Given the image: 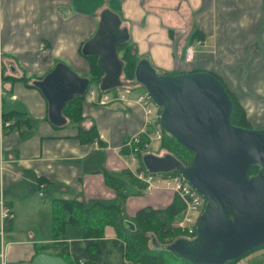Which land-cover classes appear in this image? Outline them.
Here are the masks:
<instances>
[{
	"label": "crops",
	"instance_id": "obj_1",
	"mask_svg": "<svg viewBox=\"0 0 264 264\" xmlns=\"http://www.w3.org/2000/svg\"><path fill=\"white\" fill-rule=\"evenodd\" d=\"M106 7L120 15L140 56L148 55L163 72H213L242 104L248 122L264 124V0H0L3 111L26 117L7 129L0 142V264H30L37 244L55 240L45 239L52 230L43 232L50 229L53 198L117 201L103 168L116 173L134 169L127 160L132 153L121 148L143 125L140 104L122 100L101 104L88 98L79 124L67 120L56 125L48 119V102L40 89L21 78L32 83L59 60L77 73L88 72L79 47L96 31ZM198 39L203 45L186 60V46ZM140 90L134 88L129 96ZM91 124L103 134L98 145L76 136L77 126ZM133 186H128L133 189L130 194H136ZM157 190L172 192L151 191ZM41 197L46 199L40 202ZM170 201L147 205L160 208ZM4 207L7 216L2 215ZM121 207L126 213L125 204ZM21 210L28 217L37 211L39 221L45 212L44 227L31 217L25 225ZM135 210L129 207L126 214L133 216ZM253 259L259 263L249 264H264V252Z\"/></svg>",
	"mask_w": 264,
	"mask_h": 264
},
{
	"label": "water",
	"instance_id": "obj_2",
	"mask_svg": "<svg viewBox=\"0 0 264 264\" xmlns=\"http://www.w3.org/2000/svg\"><path fill=\"white\" fill-rule=\"evenodd\" d=\"M128 39L120 15L103 8L96 31L81 46L83 54H97L101 90L122 84L124 61L118 46ZM133 82L161 109L162 129L193 153L185 164L169 152H144L145 169L176 170L206 199L193 237L176 236L157 246L194 264H226L264 246V124H234L233 100L222 80L208 70L167 73L143 55L135 64ZM34 83L48 102V119L62 125L65 103L86 92L90 77L59 60ZM253 165L258 168L251 173ZM124 223L134 228L130 220ZM30 264L69 263L60 254L41 250Z\"/></svg>",
	"mask_w": 264,
	"mask_h": 264
},
{
	"label": "trees",
	"instance_id": "obj_3",
	"mask_svg": "<svg viewBox=\"0 0 264 264\" xmlns=\"http://www.w3.org/2000/svg\"><path fill=\"white\" fill-rule=\"evenodd\" d=\"M81 46L82 44L79 51L87 59L89 66L88 72L83 75L90 77V85L95 84L98 86L103 71L97 63V54L85 55L81 51ZM119 51H122L120 57L124 61L122 84H132L133 86L135 85L133 70L141 56L137 53L133 44L130 43V40L121 43L118 46V53ZM21 78L25 79L27 85L36 86L34 83L36 79L29 83L27 78ZM88 91L89 87L84 94H76L65 103L62 113L66 117V122L68 120V123L79 124L84 118L82 104L83 101L90 98ZM228 92L234 103L231 121L234 124L251 126L242 104L229 90ZM2 115L4 119L13 118L14 125L26 120L22 112L3 111ZM98 135L95 124H91L87 128L77 126L76 136L82 142H91L97 139ZM148 139L145 134H142L139 145L142 146ZM159 147L167 149L166 152L172 153L185 164L189 163L192 158V151L164 130L162 131ZM121 149L130 152L127 146H122ZM136 155L139 157L140 167L144 168L141 161L142 152H136ZM257 168V165L251 166L250 172H255ZM125 170L130 176L132 186L136 182L139 184L138 187H146V183L137 179L129 169ZM171 172L175 173L176 171ZM103 175L106 184L122 196L125 197L132 193L120 179L119 176L121 175L104 168ZM134 192L138 194L142 190L136 189ZM183 206V201L176 194L164 207L142 206L136 210L133 216H130L131 221L134 223V228H131L130 225L124 223L127 217L124 215L120 203L115 200L95 199L85 201L77 198L55 197L51 200V229L55 240L37 244L36 252L49 250L52 253L62 255L69 264H80V260H83V264H194L175 257L166 248L157 246V244L171 241L176 236L186 235L185 231L171 224L173 218L181 211ZM67 225L79 227L80 232L71 239L65 238L64 233ZM239 259L229 261L226 264H239Z\"/></svg>",
	"mask_w": 264,
	"mask_h": 264
},
{
	"label": "built area",
	"instance_id": "obj_4",
	"mask_svg": "<svg viewBox=\"0 0 264 264\" xmlns=\"http://www.w3.org/2000/svg\"><path fill=\"white\" fill-rule=\"evenodd\" d=\"M201 45H203L201 39H198L197 43H189L185 48V59L189 60L190 58H192L193 52L196 50V47ZM136 86V84L133 85V87L121 84L114 87L113 89L101 90L98 86L95 85L91 86L88 91L90 98H93V100L101 104L113 100H122L127 102L133 101L141 105L144 112L143 125L139 131L132 133L124 142V145L126 146H131V143L135 142V145L132 146V149L135 151L138 150V145L136 144L140 141L142 134H145L149 138L150 141L148 143H145V145H148L153 139H157L160 141L163 131L159 121V107L154 104L147 92L145 90H140L135 94V96H129L133 91V88ZM5 95V86L3 85V81L0 76V142L2 140L3 134L10 126L13 125L14 122L13 118H3V100ZM100 137H103L102 133L98 135V138ZM94 141L97 144L98 139H95ZM133 161L137 163L136 168L132 169L134 170V176L137 179L145 182L146 188L148 190H152L154 188L169 189L183 201L184 206L181 210V215L177 216L172 221V224L178 229L185 231L186 236H194L196 233L197 217L202 212L206 202L204 196L199 193L190 184V182L178 172L153 173L147 171L144 168H141L136 158H133ZM38 193L41 195L42 191L39 190ZM8 213V208L4 207L2 210V215L7 216ZM80 264H83V260H80Z\"/></svg>",
	"mask_w": 264,
	"mask_h": 264
},
{
	"label": "rangeland",
	"instance_id": "obj_5",
	"mask_svg": "<svg viewBox=\"0 0 264 264\" xmlns=\"http://www.w3.org/2000/svg\"><path fill=\"white\" fill-rule=\"evenodd\" d=\"M121 54H122V51H119V55L121 56ZM79 73V72H78ZM79 74H81V73H79ZM82 75V74H81ZM124 75V74H123ZM121 77H122V75H121ZM126 83V82H125ZM92 85H95V84H92ZM91 86V85H90ZM127 86H129V87H133L132 86V84L130 85H127ZM136 87H138V86H136ZM141 89L143 88L142 86L140 87ZM231 89V88H230ZM246 89H248V88H246ZM133 90H134V88H133ZM251 126H255L256 127V125H254V124H250ZM98 140H99V138H97ZM141 139V138H140ZM150 140L148 139V140H146L145 142H144V144L142 145V146H140L139 145V142L137 143V145H138V150L137 151H135V150H133L132 149V146H134L135 145V142L134 143H131V146H127L129 149H130V152L133 154V156H135L136 158H137V162L139 163V157H138V155H136V152H146V151H152V152H154V153H157V154H164L166 151H167V149H165V148H162V147H159V143H160V141L159 140H157V139H153V140H151V142L148 144V145H145V143H148ZM98 145V144H97ZM96 145V146H97ZM132 154H130V155H128L127 157V160L130 162V164H131V166H132V168H136V164H134L133 163V156H132ZM131 158V159H130ZM131 160H132V162H131ZM132 172H134V170H131ZM118 175H121V176H119L120 177V179L125 183V185H127V187L128 186H131L132 187V181L130 180V177H128L127 178V173H126V170L124 171V172H118L117 173ZM129 176V175H128ZM134 185L135 186H133V187H135V189H140V190H142V192L141 193H138V194H128L127 196H122L121 194H119L117 191L115 192L114 191V194L116 195V196H118L116 199H117V202H119L122 206L125 204V207H124V211L126 212V213H128V208L129 207H135V209L137 210V208H140V207H142V206H147V204H150V205H153V206H159V205H163V204H165L167 201H170L172 198H173V195H174V193L173 192H170V191H165V190H157V191H149L146 187L145 188H140V187H138L139 186V184L138 183H136V182H134ZM109 186V185H108ZM111 187V186H110ZM132 189V188H131ZM133 190V189H132ZM132 190H131V192H132ZM169 190V189H168ZM35 195V198H37V195L36 194H34ZM46 198L44 197V198H39V201L40 202H43L44 200H45ZM23 210V209H22ZM22 210H21V212H20V216H19V218H21V219H23V223L25 224V225H28L29 223H30V221H31V219H30V217L32 218V219H34V221L36 220V221H39V215H38V212L36 211L35 212V215H34V217L33 216H30V217H28V216H26V215H24V214H22ZM136 210H135V212H136ZM182 210V209H181ZM134 212V213H135ZM126 213H124V215L126 214ZM181 215V211L179 212V213H177L176 214V216L173 218V220L177 217V216H180ZM127 218L125 219V220H130L131 221V217H129L130 215L129 214H126L125 215ZM40 218H41V220L39 221V222H41V223H43V225H42V228L44 227V223L46 222V215H45V212H42L41 211V215H40ZM172 220V221H173ZM132 222V221H131ZM172 224V223H171ZM173 225V224H172ZM175 227V226H174ZM177 228V227H176ZM52 229H51V225H50V229H46V230H44L43 232H50ZM80 232V228L79 227H77V226H73V225H67L66 226V229H65V233H64V235H71V234H73V235H75V234H78ZM52 238V231H51V233L49 234V236L48 237H46L45 239H51ZM261 248V247H260ZM48 251V250H47ZM258 252H264V247H262L261 249H259L258 251L256 250V251H253V252H251V253H249V254H247L246 256H244V257H242V258H240L239 260H238V262H240V260H243V262L242 263H245V264H249V263H251V262H253V263H259V262H257V260L256 259H253V258H255L256 257V255H257V253ZM261 264V263H260Z\"/></svg>",
	"mask_w": 264,
	"mask_h": 264
}]
</instances>
